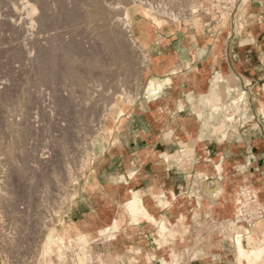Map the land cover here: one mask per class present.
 <instances>
[{"label":"crops","instance_id":"1","mask_svg":"<svg viewBox=\"0 0 264 264\" xmlns=\"http://www.w3.org/2000/svg\"><path fill=\"white\" fill-rule=\"evenodd\" d=\"M203 20L145 25L135 109L111 119L58 227L87 236L88 264H239L230 223L236 238L264 220L236 212L243 187L264 204V0Z\"/></svg>","mask_w":264,"mask_h":264},{"label":"rangeland","instance_id":"2","mask_svg":"<svg viewBox=\"0 0 264 264\" xmlns=\"http://www.w3.org/2000/svg\"><path fill=\"white\" fill-rule=\"evenodd\" d=\"M37 1L40 5L42 4L41 7ZM47 1L49 0H0V216H2L0 217V228L2 229H0V250H2L0 261L2 264H5L4 259L8 260L9 264H38L44 248L41 246L42 238L45 244L51 230L55 235H60L58 227L64 223V214L77 195L78 183L99 158L97 152L101 151L108 141V127L103 123V113L110 115L114 120L125 119L135 109L142 84V73L150 61V58L146 61L142 59L141 50L144 49L149 54L147 46L150 28L145 25L151 22L160 27L172 24L186 25L199 21L198 16L203 15L201 9L198 10V14L196 13V17L187 18L186 15L190 12L185 0H150L156 5L163 4L164 1V6L161 7L164 9L156 13L159 21H153L145 14L146 5L151 3L149 0H142L146 2V5L142 4L141 0H104L106 8L112 10L107 11L110 18H122L135 31L136 39L141 44V49L138 50L131 46L120 23L114 21L110 25V28L112 26L111 29L115 30V36L105 35L92 0L89 2L86 0ZM54 1L55 4L59 2L60 4L57 6ZM51 2L59 8L58 12L62 8L60 15ZM184 2L186 4H183ZM198 2L203 5V0H198ZM43 3L47 7L50 6L52 14ZM165 5L167 8L178 11L177 15L181 16L179 21L168 17L166 13L168 9ZM71 6L75 9L73 10ZM53 8L57 12L56 17L60 18L54 17ZM45 11L47 13H44ZM70 14H74L72 19ZM38 16L39 20H37ZM45 19L48 22L52 20V22L49 24ZM53 20L54 23L56 22L55 27L51 24ZM62 21L68 25L65 23L64 25ZM57 24L58 27H56ZM44 28L47 30L45 31ZM51 37H53L52 40ZM57 40L58 43H56ZM53 41L58 44V48L57 45H52ZM73 41L75 44L72 43ZM34 43L38 45V49ZM60 45L64 46L61 48ZM66 46L67 49L69 48L68 51L70 50L67 54L71 55V58L75 60V66L79 67V73L80 71L84 73L83 75L80 73L84 84L82 86L77 79L70 74L68 76V69L64 64L61 67L57 64L58 70L61 69L60 71L63 72L64 66L66 71L64 73L59 71L57 74L58 70H55L54 76L53 67L51 68L50 64L53 65V57L56 56L59 59L63 55L61 52H67ZM54 47L57 53L54 52ZM73 53L74 56H72ZM37 54H43L38 57V62H36ZM57 54L61 56L58 57ZM46 59L50 61L45 64ZM90 62L92 64H87ZM47 63L48 66H46ZM88 65H90V70L86 67ZM48 67L49 70L52 69L51 73L48 72ZM43 74L45 80L47 79L46 83L43 77L40 78ZM59 74H62V77ZM37 75L40 76L37 77ZM48 75L52 77L51 80ZM38 78L41 81L38 82L40 85L36 82ZM128 91L130 96L124 94L128 97L125 115L117 118L113 109L115 102L123 95L122 93L127 92L128 94ZM131 98H134L133 103ZM100 132H104V136ZM31 162L33 165L36 164L35 167ZM39 165L42 171L38 168ZM29 171L33 173L29 174ZM243 189L248 190L245 187L240 188L237 194L239 195ZM249 194L255 197V202L248 200L249 204L243 208V215L253 211L254 218L251 221L255 222L264 217V204L260 200V194L257 197L252 190L248 196ZM236 212H238L237 206ZM240 217L242 225L249 223L247 217L241 215ZM261 222L264 223V220ZM229 226L233 233L230 239H233L232 244L234 245V224L230 223ZM240 232L248 234L247 229ZM85 243L88 245V241ZM85 243L79 251L81 255L82 251L86 253L87 258L83 256L82 262L88 264L90 256ZM73 244L67 245L66 249L69 254H66L63 260L53 255L51 262L69 264V261H73L79 264L77 262L78 253H76L78 247ZM261 260L257 264H264V260L260 263ZM45 262L50 264L49 260Z\"/></svg>","mask_w":264,"mask_h":264},{"label":"bare ground","instance_id":"3","mask_svg":"<svg viewBox=\"0 0 264 264\" xmlns=\"http://www.w3.org/2000/svg\"><path fill=\"white\" fill-rule=\"evenodd\" d=\"M43 1V0H42ZM50 1V0H49ZM49 1H47V2H49ZM53 1V0H52ZM56 1V0H55ZM55 1H54V4H55ZM59 1V0H58ZM57 1V2H58ZM86 1H88L89 2V0H86ZM135 1H140V0H135ZM150 1V0H149ZM201 1V0H200ZM38 2V1H37ZM36 2V3H37ZM93 2V3H92ZM92 2H90V3H92V4H94V7H95V13H96V15H97V17L100 19V23H102V26H103V28H104V32H105V35L106 36H115V34H114V32H115V30L113 31L111 28H112V26H111V28H110V25H112L111 23L112 22H117V23H120V25H122L123 26V29L125 30V34L128 36V40L131 42V46H133L134 48H136V49H141V44L139 43V41H138V39H136V34H135V31L132 29V27H130L129 26V24L127 23V21H125V20H123L122 18H120V17H114V18H110V16L108 15V12L109 11H112V10H109V9H107L106 8V6H105V4L104 3H106L104 0H92ZM151 3H149V4H145L144 3V1L142 2V0H141V3L142 4H144V5H146V12H145V14L148 16V18L150 19V20H153V21H159V19H158V15L156 14V13H159V12H161V10H163L164 8H162L161 9V7H163L164 6V1L162 2L163 4H158V5H156V4H154V3H152L153 1H150ZM185 2L186 3H188L186 6H187V8L189 9V16L188 15H186V17L187 18H193V17H196L197 16V12H198V10L200 11L202 8V3H199L198 2V0H185ZM183 3V4H186V3ZM36 3H34V5L36 4ZM39 3V2H38ZM42 3V2H41ZM52 3V5H53V2H51ZM159 3H160V1H159ZM166 3V2H165ZM50 4V3H49ZM60 4V2L59 3H57V4H55V5H59ZM32 5V4H31ZM40 7H41V5H40V3L38 4ZM38 5H37V7H38ZM43 5H44V3H43ZM51 5V6H52ZM55 5H53L54 7H56V11L58 12V9L59 8H57V6H55ZM167 5V4H166ZM165 5V6H166ZM36 6V5H35ZM47 9H50V11L49 10H47V11H49V12H51V8H50V6L49 7H47V5L45 4L44 5ZM44 6H42L44 9H45V7ZM62 6V5H61ZM66 6V5H65ZM32 7H33V5H32ZM60 7V6H59ZM169 7V6H168ZM42 8V9H43ZM67 8H69V6L67 7ZM71 8L74 10L75 9V7L74 6H71ZM166 8H167V6H166ZM165 8V9H166ZM43 9V10H44ZM61 9L62 8H60V11H61ZM161 9V10H160ZM168 10H166V13L168 14V17L171 19V20H174V21H179L180 20V18H181V16L178 14L177 15V13H178V11L176 12V10H173V9H171V8H167ZM38 11H39V9H37ZM40 10H41V8H40ZM109 10V11H108ZM38 11H37V13H38ZM53 11H54V8H53ZM56 11H54L55 13V16L54 17H56V15H57V12ZM60 11L58 12V15H60ZM65 11H67V10H65ZM108 11V12H107ZM35 13H36V10L34 11ZM42 12V11H41ZM49 12H48V14H49ZM44 13H47L46 11L44 12ZM44 13H43V15H44ZM69 13H71V12H69ZM72 13H74V11H72ZM76 13V12H75ZM197 13V14H196ZM48 14H47V16H48ZM50 14H52V12L50 13ZM50 14H49V16H50ZM180 14H182V13H180ZM201 14V13H200ZM31 15V14H30ZM32 15H34V14H32ZM36 15V14H35ZM72 15H74V14H70V16H72ZM77 15V14H76ZM75 15V16H76ZM157 15V16H156ZM40 16V15H39ZM39 16H38V19L37 20H39ZM78 16V15H77ZM41 17V16H40ZM43 17V16H42ZM44 17H45V15H44ZM59 17V16H58ZM58 17H56L57 19H58ZM62 17V16H61ZM74 16H72L71 17V19L73 18ZM55 18V19H56ZM60 18V17H59ZM67 18V17H66ZM34 19H35V17H34ZM51 19H53V17L51 16ZM63 20L65 19V18H62ZM76 19V18H75ZM41 20L43 21V18H41ZM66 20V19H65ZM45 21H47L48 22V20H46L45 19ZM59 21V20H58ZM68 21V20H67ZM74 21V20H73ZM8 22V21H7ZM37 22V21H36ZM44 22V21H43ZM50 22H52V20L50 21ZM50 22H48L49 24H50ZM61 22V21H60ZM63 22V21H62ZM47 23V24H48ZM53 23H54V20H53ZM53 23H51L52 25H54V27H55V23L53 24ZM65 23V21L63 22V24ZM8 23H6V25H7ZM37 24H38V22H37ZM60 24H62V23H60ZM66 24V23H65ZM64 24V25H65ZM70 24H71V22H70ZM40 25V24H39ZM42 25V24H41ZM40 25V26H41ZM43 25H44V23H43ZM63 25V26H64ZM66 25H68V24H66ZM118 25V24H117ZM56 27H58V24H57V26ZM52 28H53V26H52ZM40 29H42V28H40ZM54 29V28H53ZM44 30L46 31L47 29L46 28H44ZM50 31H52L51 29H49ZM56 30V29H55ZM54 30V31H55ZM71 30V29H70ZM77 30V29H76ZM44 31V32H45ZM42 32H43V30H42ZM56 32H57V30H56ZM74 32V31H73ZM55 33V32H54ZM58 33V32H57ZM75 34H76V32H75ZM55 35H56V33H55ZM52 36H53V34H52ZM58 36L60 37V35L58 34ZM50 37V36H49ZM58 37V39H60ZM52 38L53 37H51V40H52ZM117 38V37H116ZM62 40V39H61ZM50 41V40H49ZM56 41V40H55ZM117 44H118V38H117ZM119 42H120V40H119ZM56 43H58V40H57V42ZM56 43H54V41H53V43H52V45H54V46H56L57 45V48H58V44H56ZM72 43H74V41L72 42ZM39 44V43H38ZM48 44H50V43H48ZM59 44H60V42H59ZM75 44V43H74ZM34 45H35V43H34ZM72 45V44H71ZM78 46H79V44H77ZM33 46V45H32ZM38 46V45H37ZM37 46L35 45V47H36V49H38L37 48ZM46 46V45H45ZM64 46V45H63ZM62 46V47H63ZM77 46V47H78ZM119 46H120V44H119ZM60 47H61V45H60ZM61 47V48H62ZM73 47V46H72ZM76 47V46H75ZM41 48V47H40ZM55 48L56 47H54V52H55ZM60 48V49H61ZM79 48H80V46H79ZM44 49V48H43ZM51 49V48H50ZM53 49V48H52ZM51 49V50H52ZM66 49H67V46H66ZM69 49V48H68ZM68 49H67V52L66 51H64L63 53L61 52V54H63L62 56L61 55H59V56H61L59 59H57L56 58V56L55 55H53V56H55V57H53V60H52V64L53 65H51L50 63V66H51V68L53 67V72H54V76H55V70H58V66H57V64L58 65H60V67H61V65L62 64H64V65H66L67 66V69H68V76H69V74H70V76H72V77H74L75 79H77L78 81H79V83H81L80 85L82 86V82H83V78L80 76L81 74H82V72L80 71V73H79V67L77 68V66H75V60H73V58H71V55H68L67 53H69V51H68ZM71 49V48H70ZM77 49V48H76ZM135 49V50H136ZM48 50V49H47ZM50 50V51H51ZM57 50H59V49H57ZM63 50H65V49H63ZM37 51V50H36ZM43 51V50H42ZM49 51V52H50ZM60 51H62V50H60ZM72 51H73V49H72ZM81 51V50H80ZM142 51V53H143V56H142V59H143V61H146V59H149L150 58V56H149V54H148V52L147 51H145L144 49L143 50H141ZM84 52V51H83ZM140 52V51H139ZM44 53H46V52H44ZM48 53V52H47ZM55 53H57V51L55 52ZM54 53V54H55ZM58 53H60V52H58ZM71 53V52H70ZM39 54H40V51H39ZM39 54H37V60H36V62H38L39 60H38V57H40L41 55H43V54H41V55H39ZM129 54V53H128ZM127 54V55H128ZM141 54V53H140ZM142 55V54H141ZM50 56H51V54H50ZM50 56H49V58H50ZM57 56H58V54H57ZM58 56V57H59ZM72 56H74V53H73V55ZM47 57V56H46ZM35 58H36V56H35ZM42 59V58H41ZM52 59V58H51ZM74 59H76V58H74ZM35 60V59H34ZM50 60L49 59H46L45 60V64H46V62H49ZM142 61V62H143ZM59 62V63H58ZM32 63V62H31ZM61 63V64H60ZM86 63V62H85ZM32 64H34V62L32 63ZM37 65H38V63H36ZM45 64H44V66H45ZM87 64H92L91 62L90 63H87ZM86 64V65H87ZM143 64H144V62L141 64L142 66H143ZM39 65H40V62H39ZM77 65V64H76ZM95 64H94V62H93V66H94ZM46 66H48V63H47V65ZM57 66V67H56ZM89 66L90 65H88V66H86V67H88V69H89ZM59 67V68H60ZM85 67V68H86ZM47 68V67H46ZM64 68H65V70H64ZM88 69H86V70H88ZM48 70H49V67H48ZM61 70V69H60ZM60 70H58V71H56V73L58 74L59 73V71ZM90 70V69H89ZM88 70V71H89ZM44 71V70H43ZM51 71H52V69L51 70H49L48 72H50L51 73ZM64 71H66V67H64L63 66V72H61L60 71V73H64ZM87 71V72H88ZM47 72V73H48ZM49 73V74H50ZM39 74V73H38ZM53 74V73H52ZM67 74V73H66ZM84 74V73H83ZM82 74V75H83ZM59 75H61V77H62V74H59ZM65 75V74H64ZM38 76H40V75H37V77ZM49 76V75H48ZM66 76V75H65ZM41 77H43L44 78V83H46L45 81L47 80H45V76H44V74L42 75V76H40V78ZM50 78V80H51V76H49ZM87 77V76H86ZM85 77V78H86ZM54 78H56V77H54ZM71 78V77H70ZM42 79V78H41ZM48 79V80H49ZM37 81V83L39 82H41L40 80H39V78L38 79H36ZM39 80V81H38ZM71 80V79H70ZM74 80V79H73ZM75 82H76V80H74ZM84 81H86V80H84ZM52 82V81H51ZM36 83V84H37ZM38 83V85H40ZM42 83H43V81H42ZM41 83V84H42ZM54 83V82H53ZM78 83V82H77ZM52 84V83H51ZM84 85V84H83ZM95 85V84H94ZM88 87V86H87ZM90 87V86H89ZM94 87V86H93ZM95 88V87H94ZM122 88H124V87H122ZM121 88V89H122ZM54 89V88H53ZM90 89V88H89ZM92 89V88H91ZM90 89V90H91ZM128 90V89H127ZM126 90V91H127ZM92 91H93V89H92ZM94 91H95V89H94ZM124 92V91H123ZM56 93H57V91H56ZM56 93H55V95H56ZM93 93V92H92ZM120 93H121V91H120ZM129 91H128V94H127V92H125V93H122L123 95H121L120 97H119V99L115 102V105H114V113H115V115H116V117L117 118H122L124 115H125V111H126V108H127V105H126V103L128 102V97H126V96H124V94L125 95H129ZM130 96V95H129ZM132 99V103H133V99L134 98H131ZM130 102H131V100H130ZM131 103V104H132ZM105 113H103V116H102V118H103V123L108 127V129H112V117L110 116V115H108V114H105ZM101 124H102V122H101ZM103 126V125H102ZM100 129H102V128H100ZM101 133V132H100ZM104 133V132H103ZM103 133H101V135H103ZM104 136V135H103ZM53 143V142H52ZM54 144L56 145V143H55V141H54ZM53 144V145H54ZM105 147V146H104ZM104 147L102 148V150H104ZM40 158V157H39ZM28 159V158H27ZM27 159H25L26 161H27ZM29 160V159H28ZM34 160H35V158H34ZM34 160H33V163H34ZM37 162V161H36ZM45 162V161H44ZM28 163H30V161L29 162H27L26 164L27 165H29ZM40 163H42V162H40ZM31 164H32V162H31ZM27 165H25L24 164V166H27ZM36 165V164H35ZM35 165H33L32 164V166H34L35 167ZM54 165V164H53ZM44 166V165H43ZM67 166V165H66ZM37 167V166H36ZM54 167H56V166H54ZM39 169L41 168L40 167V165H39V167H38ZM52 169H53V166L51 167ZM50 168V169H51ZM71 168V167H70ZM21 169V168H20ZM34 169V168H33ZM52 169H51V171H52ZM73 169V168H72ZM28 170V169H27ZM30 170H32V169H30ZM25 171H26V167H25ZM38 171V170H37ZM40 171H42V169H40ZM46 171V169L44 170V172ZM55 171V170H54ZM27 172V171H26ZM30 172H32V171H29V174H30ZM64 172V171H63ZM73 172V171H72ZM71 172V173H72ZM33 173V172H32ZM31 173V174H32ZM55 173H56V171H55ZM17 174H19V173H17ZM45 174V173H44ZM43 174V175H44ZM57 174V173H56ZM65 174V173H64ZM68 174V173H67ZM69 175V174H68ZM67 175V176H68ZM45 176V175H44ZM72 176V175H71ZM42 177V176H41ZM48 177V176H47ZM1 178V177H0ZM40 178V177H39ZM36 179V178H35ZM38 179V178H37ZM73 179V178H72ZM46 180H47V178H46ZM28 181H29V179H28ZM74 181V180H73ZM36 182H37V180H36ZM36 182H34V183H36ZM43 182V181H42ZM46 182V181H45ZM33 183V182H32ZM58 190V189H57ZM251 190H252V192H253V194H255L257 197H258V195L260 194L259 193V191L257 190V189H255V188H253V189H250V190H245V189H243V190H241L240 191V193H239V195H237V201H236V206H237V210H238V212H237V218H238V220H239V222H240V225H241V227H242V224H241V222H242V218L240 217V215L241 216H243V212H244V210H243V208L244 207H247V204H249V202H248V200L250 199L249 197H250V194H249V196H248V193H250L251 192ZM2 192V191H1ZM2 197V196H1ZM45 197V196H44ZM48 199V198H47ZM43 203H45V201L43 202ZM3 208V207H2ZM1 210V209H0ZM41 212V211H40ZM47 212V211H46ZM52 214H53V212H51ZM40 215V214H39ZM43 216V215H42ZM41 216V217H42ZM0 217H2V216H0ZM40 217V218H41ZM45 218V217H44ZM264 218V217H263ZM47 219V218H46ZM260 219H262V218H260ZM259 220V219H258ZM1 221V220H0ZM40 221V220H39ZM257 221V220H256ZM41 222V221H40ZM39 224V223H38ZM41 224V223H40ZM243 225H245V224H243ZM40 226V225H39ZM44 227V226H43ZM245 227V226H244ZM42 228V227H41ZM161 228H162V230H166V225L163 223L162 224V226H161ZM1 229V228H0ZM43 229V228H42ZM2 230V229H1ZM235 235H236V233H235ZM175 236V234L173 233V235H172V237H174ZM45 238V237H44ZM234 239H235V247H236V256H237V258L238 259H236V260H238V263L239 264H257V262L261 259V258H263L264 257V223H261V224H259V225H257L256 226V228L253 230V233L252 234H250L249 236H247V235H245V234H241V232H239L238 234H237V236H236V238L234 237ZM42 240H43V244H41V246L42 247H44L43 249H42V251H41V260L39 261V263L38 264H46V262L44 263V261H46V260H49V263L50 264H53V262H51L52 261V257H53V255H56L57 257H59L60 259H64L65 258V255L66 254H69V252L67 253V249H66V247H67V245L68 244H72V243H74L73 245L75 246H77L78 247V251L76 252V253H78L77 254V262L79 263V264H84V262H82L83 261V256H84V258H87V255H86V257H85V254L86 253H83V251H82V255L80 254V251L79 250H81L82 248H81V246H83V244L85 243V242H87L88 241V239H87V236L86 235H84V234H79L78 235V237H76V238H73V237H71V236H68V237H65V236H63V235H55V233L51 230V232L49 233V235H48V237L46 238V245L44 244V239L42 238ZM4 244V243H3ZM86 244V243H85ZM45 245V246H44ZM72 245V246H73ZM87 245V244H86ZM2 249V248H1ZM87 250V249H86ZM0 251H2V250H0ZM71 251H73V249L71 248ZM1 253V252H0ZM40 254V253H39ZM68 256V255H67ZM4 257V256H3ZM38 257V256H37ZM57 257H55V258H57ZM37 259H39V257L37 258ZM3 260V259H2ZM61 260V261H62ZM3 261H5V262H3V263H5V264H9L7 261L8 260H3ZM38 262V261H37ZM41 262V263H40ZM0 263H1V261H0ZM2 264V263H1ZM11 264V263H10ZM13 264V263H12ZM37 264V263H36ZM48 264V263H47Z\"/></svg>","mask_w":264,"mask_h":264},{"label":"built area","instance_id":"4","mask_svg":"<svg viewBox=\"0 0 264 264\" xmlns=\"http://www.w3.org/2000/svg\"><path fill=\"white\" fill-rule=\"evenodd\" d=\"M239 1L240 0H203V5L201 7L203 11V15L198 16L199 21L201 22L204 21L203 19L207 15H213L218 18L224 15L225 13L231 14ZM208 23L209 22L207 21L206 24ZM249 198H250L249 200H251L252 203L255 202L254 196L253 198H251V196ZM243 216L247 217L248 220L251 221L254 218V212L253 211L247 212Z\"/></svg>","mask_w":264,"mask_h":264}]
</instances>
